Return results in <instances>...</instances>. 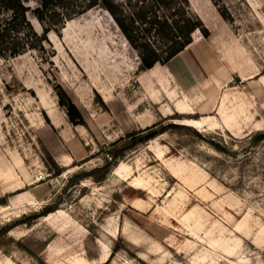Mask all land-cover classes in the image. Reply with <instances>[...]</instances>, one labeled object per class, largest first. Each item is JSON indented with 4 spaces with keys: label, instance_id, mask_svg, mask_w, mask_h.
Here are the masks:
<instances>
[{
    "label": "rangeland",
    "instance_id": "rangeland-1",
    "mask_svg": "<svg viewBox=\"0 0 264 264\" xmlns=\"http://www.w3.org/2000/svg\"><path fill=\"white\" fill-rule=\"evenodd\" d=\"M188 5L217 16L215 52L227 73L220 106L225 94L243 93L259 126L233 137L196 125L204 116L219 122L207 96L194 114L163 113L184 91L163 73L140 83L138 56L107 13L67 22L47 35L50 60L0 58V144L50 189L38 194L43 202L0 210V264H264V140L251 139L264 131V0ZM56 85L86 126L67 123ZM44 109L62 128L47 125ZM154 125L165 132L143 142ZM44 208L53 212L39 217Z\"/></svg>",
    "mask_w": 264,
    "mask_h": 264
},
{
    "label": "trees",
    "instance_id": "trees-1",
    "mask_svg": "<svg viewBox=\"0 0 264 264\" xmlns=\"http://www.w3.org/2000/svg\"><path fill=\"white\" fill-rule=\"evenodd\" d=\"M95 9L110 16L129 47L136 52L139 73L168 63L192 43L195 31L205 39L209 37L200 18L190 11L188 0H0V58L36 52L42 59L50 60L54 53L46 48V45L50 47L48 33L62 29L67 22ZM29 16L39 24L41 34L33 28ZM53 90L68 123L73 127L86 126L64 89L56 85ZM44 118L50 125L45 115ZM155 127L142 130L148 134L143 142L165 132V129L155 131ZM251 139L264 140V131L255 133ZM111 156L112 159L119 157L113 153ZM46 162L56 168L48 155ZM60 173L61 170H57L56 175ZM51 212V208H44L39 217Z\"/></svg>",
    "mask_w": 264,
    "mask_h": 264
},
{
    "label": "crops",
    "instance_id": "crops-1",
    "mask_svg": "<svg viewBox=\"0 0 264 264\" xmlns=\"http://www.w3.org/2000/svg\"><path fill=\"white\" fill-rule=\"evenodd\" d=\"M194 12L208 30L209 37L200 41L192 40L190 45L168 63L155 65L152 69L141 72L143 76L139 78L141 84L145 83V77H148L151 83H155L161 80L159 74H167L169 83L171 81L182 92L187 93L186 95L183 93V99L172 100L174 104L173 113L179 115L194 114L193 106L199 104L198 107H200L205 96L210 100L209 112H217L221 97L224 93L222 94L220 92L218 95L215 93L227 81V73L223 71L215 52V47L221 40V32L215 29L217 16H215L214 12L210 13L211 11L205 14ZM256 76H249L248 78L242 79V81H247ZM257 77H259V82L264 86V75ZM206 91H209V93ZM189 97L193 98L192 104L189 103ZM224 102H228L232 106L228 111L224 107ZM249 109L248 102L243 93L225 94L221 106L216 113L219 122L210 116H204V118L197 120L196 124H199V126L207 130H219L222 128L233 137H238L241 133L240 129L242 126L249 129L250 127H257L260 124L259 120H254L253 112ZM44 110L46 112V109ZM204 111L205 109L201 107L198 112L203 113ZM163 113L167 115L173 114L171 110H165ZM46 116L50 122V125H47L52 130L62 128L63 119H59L56 116L55 119L53 117L51 118L50 115H47V112ZM61 138L64 140L63 137ZM70 160L73 159H67L64 165L65 167L70 165ZM41 191L47 192L46 194L50 195L48 186L33 179V175L29 172L26 162L20 154L11 150L7 151L0 144V210L4 211L7 209L6 212L9 215L10 212L19 210L20 208L33 206L23 202L35 204L38 199L43 202L46 196L44 195L39 198L38 194H41ZM2 201L7 202L1 204ZM21 203L23 204L19 205Z\"/></svg>",
    "mask_w": 264,
    "mask_h": 264
},
{
    "label": "built area",
    "instance_id": "built-area-1",
    "mask_svg": "<svg viewBox=\"0 0 264 264\" xmlns=\"http://www.w3.org/2000/svg\"><path fill=\"white\" fill-rule=\"evenodd\" d=\"M203 39V36H202V34L199 32V31H195L193 34H192V40H198V41H200V40H202ZM47 176H44L42 173H40L39 175H38V177L36 178V181H43V180H45V178H46Z\"/></svg>",
    "mask_w": 264,
    "mask_h": 264
},
{
    "label": "bare ground",
    "instance_id": "bare-ground-1",
    "mask_svg": "<svg viewBox=\"0 0 264 264\" xmlns=\"http://www.w3.org/2000/svg\"><path fill=\"white\" fill-rule=\"evenodd\" d=\"M110 17V16H109ZM188 123H191L190 121H188ZM192 124H195L194 122L192 123ZM196 125H198V124H196ZM119 169L117 168L116 170H115V174H117L118 175V173H119Z\"/></svg>",
    "mask_w": 264,
    "mask_h": 264
}]
</instances>
